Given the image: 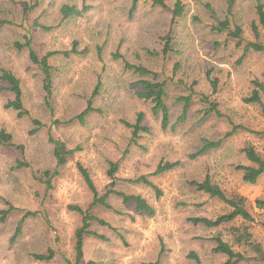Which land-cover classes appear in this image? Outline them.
Here are the masks:
<instances>
[{
	"label": "rangeland",
	"instance_id": "rangeland-1",
	"mask_svg": "<svg viewBox=\"0 0 264 264\" xmlns=\"http://www.w3.org/2000/svg\"><path fill=\"white\" fill-rule=\"evenodd\" d=\"M181 1L185 10L173 25L171 9L177 0H166L167 7L139 0L133 14L132 0H39L28 17L20 6L0 0L1 16L12 21L0 29V69L8 68L20 78L29 111L20 117L14 109L6 108L13 94L0 90V130L10 132L16 145L23 146H0V209L10 203L16 207L5 220L0 219V264L76 262L75 231L81 215L70 205L88 208L93 198L77 169L78 161L90 170L100 195L111 187L109 161L118 162L115 189L139 194L155 209L152 216L140 213L134 202L125 203L115 193L106 199L112 208L92 206L91 214L117 230L92 221L89 228L105 238L85 235L81 264H156L158 259L160 264H196L188 256L192 251L199 254L202 264H222L225 256L215 253L209 240L217 228L189 220L193 215H216L224 210L222 203L195 191L188 183L202 180L207 173L228 191L247 196L255 217L253 231L264 247V209L256 206V199L264 198V175L255 184L244 183L235 168L246 162L242 148L250 142L264 155V114L259 105L244 100L253 79L259 78L264 84V52L249 51L243 57V44L239 46L238 40L228 39L227 33L211 29L226 16L227 0ZM65 3L89 9L83 16L61 23L60 8ZM255 3L237 0L234 5V19L244 30V41L255 40L251 31ZM36 20L52 28L34 27ZM26 33L31 34L33 46L41 54L70 50L77 42L78 53H59L51 59L55 69L50 100L53 114L45 103L39 69L26 49L19 51L14 46L15 41H24ZM169 33L174 38V50L164 54V37ZM125 61L145 65L157 72L159 79L168 81L167 102L173 116L167 130L162 129L161 118L152 114L151 103L138 96L141 84L135 82L140 77L125 68ZM208 72L219 80L217 92H213ZM182 79L188 86L180 82ZM97 87L93 98L97 110L84 124L67 123L87 108ZM190 87L197 92L190 114L185 121L177 122L182 110L177 97L189 94ZM199 93L218 101L227 116L201 119L205 105L198 99ZM139 112L144 113L143 123L150 132H141L136 145L131 143V128L126 122L134 123ZM34 118L44 126L30 133L36 127ZM55 120L61 123L55 124ZM233 124L239 128L221 148L190 157L202 137L221 138L233 130ZM50 135L65 141L69 148L80 146V150L68 163L58 166ZM161 161L179 163L169 171L154 174ZM141 175L149 176L160 195L154 188L132 181ZM26 211H36L37 215L27 217L21 234L11 241ZM230 225L218 228L226 238L230 237ZM49 249L54 251L52 259L34 257ZM241 264L264 263L251 260Z\"/></svg>",
	"mask_w": 264,
	"mask_h": 264
},
{
	"label": "trees",
	"instance_id": "trees-1",
	"mask_svg": "<svg viewBox=\"0 0 264 264\" xmlns=\"http://www.w3.org/2000/svg\"><path fill=\"white\" fill-rule=\"evenodd\" d=\"M237 0H227L226 16L218 20L217 24L211 26V29L217 33H227L228 39L238 40V45L243 44L244 56L249 51L264 52V1L256 0L255 12L256 19L251 23V31L254 34L255 40L244 41L243 33L244 30L242 26L235 21V11L234 5ZM10 3L18 5L22 8L25 17H28L30 12L36 8L39 4V0H33L29 2L27 0H9ZM139 0H132V5L130 9V14H133L138 7ZM156 5L167 7L166 0H152ZM89 9L88 6L79 8L75 4L65 3L61 6V23L72 17H81L84 12ZM185 10V5L181 0L177 2L172 7V24L177 25L178 19L183 16ZM5 24H12V21L7 18H3L0 13V29ZM34 27H40L45 30H50L52 26H45L39 23L37 20L33 23ZM173 32V31H171ZM172 33L167 34L164 39L165 43L162 49L164 54H168L173 51V41L174 38L171 36ZM14 46L17 50L21 51L26 49L30 61L37 66L42 75L43 89L45 92V103L53 114V108L51 107V97L53 95L54 86V66L51 59L54 55L62 53L65 56L70 54L78 53L77 42L73 43V47L70 50L65 51H47L45 53H39L33 46V38L30 33L24 35V41L17 40L14 42ZM118 56V55H116ZM241 57V59L243 58ZM125 68L132 70L140 78L135 82V84H141L138 89V96L145 101L151 103V110L154 116H159L161 118V127L163 130H167L170 127L171 118L173 112L167 102L169 91H168V81L166 79L161 80L158 78V73L151 70L142 64H133L125 61ZM150 76V77H148ZM207 77L213 88V92L218 90L217 78H213L211 73H207ZM180 82L186 86L188 84L182 79ZM0 90H9L13 94V98L8 100L5 104L6 108L14 109L18 112V116L22 117L29 114L26 109L23 100V89L21 80L16 74L8 69H0ZM98 93V87L94 90L91 98L88 100V106L76 117L67 120V123H73L79 121L81 124L86 122L87 116L97 110L93 106V98ZM197 92L190 87L189 94L180 95L177 97V102L182 103V110L177 118V122L185 121L191 111L192 102ZM211 96L205 93H199L198 99L201 101L205 107H202L201 112H203L201 119H205L209 116L224 117L227 116L222 113L220 108V103ZM247 103L259 105L264 114V84L259 78L252 80V89L250 93L244 99ZM33 124L36 126L30 133H36L44 124L37 118L32 119ZM144 113L139 112L134 123L126 122V125L131 128V143L138 144V138L141 132L149 133L150 127L143 123ZM55 124L61 123V120H55ZM239 127L233 124V130L227 132L225 136L218 139H210L207 137H202L201 144L198 149L190 154L191 158H197L207 152L221 148L225 140L236 132ZM51 130V129H50ZM49 132L51 133V131ZM264 133V131H263ZM49 140L54 144V156L57 161L58 166L65 165L68 163L69 158L77 150H80V146L76 148H69L67 143L61 139H56L52 135L49 136ZM18 146L23 148L22 145H16L13 141V135L5 129L0 130V146ZM243 153L246 157V162L239 163L236 165V169L241 173V178L244 183L255 184L261 176L264 175V155L259 151L258 146L252 142L245 145L242 148ZM179 162L178 161H161L154 174L169 171L174 168ZM20 166H25V163L19 162ZM119 163L115 161H109V169L107 170V175L111 178V183L104 195H100L98 188L92 178L90 170L81 161L77 162V169L83 177L85 183L87 184L91 194L92 202L90 207L83 208L80 205H70V209L78 212L81 215V223L75 231V259L74 264H81L84 256V237L86 234L94 235L97 237L105 238L103 235L92 231L90 223L92 221H97L102 225L109 226L114 231L117 229L112 227L110 223L106 220L99 218L90 213V208L95 205H103L107 208H112L107 202V198L110 194L115 193L123 197L125 203L134 202L136 210L140 213H147L152 216L155 213L154 207L141 195L139 194H127L115 189V173L118 171ZM49 175V172L46 171ZM137 184L147 185L154 188L158 195H160V189L152 182V180L147 175H141L132 180ZM197 192L202 193L204 196L218 201L224 205V210L222 212L216 213V215H193L189 217V220L194 224H200L207 226L209 228H217L215 235L209 237V240L213 243V251L218 254L225 256V261L222 264H241L245 261H258L264 263V247L263 244L258 241L254 231L253 222L255 220L254 213L251 209L249 200L246 195L237 191H228L223 184L216 180L214 175L207 173L202 180L192 179L188 182ZM52 187L50 176L48 179V188ZM9 204V203H7ZM256 206L260 209H264V198L256 199ZM16 207L13 204H9L6 209H0V219L5 220L10 212ZM37 215L36 211H26L23 217L17 224L15 233L11 239L14 241L17 236L22 232V227L25 219L29 216ZM235 221H240L239 224H233ZM231 224L227 231L230 233V237L226 238L224 232L220 231L218 228ZM264 228V222H262ZM193 259L196 264H202V260L198 253L192 251L188 255ZM34 257L39 260H50L54 257L53 249H49L48 253L45 254H34ZM73 264L72 262H70ZM88 262L87 264H90ZM156 264H160V260L156 261Z\"/></svg>",
	"mask_w": 264,
	"mask_h": 264
}]
</instances>
